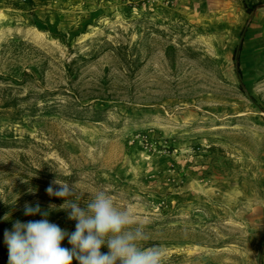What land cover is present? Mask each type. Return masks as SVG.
I'll list each match as a JSON object with an SVG mask.
<instances>
[{
    "label": "rangeland",
    "instance_id": "obj_1",
    "mask_svg": "<svg viewBox=\"0 0 264 264\" xmlns=\"http://www.w3.org/2000/svg\"><path fill=\"white\" fill-rule=\"evenodd\" d=\"M55 179L163 264H264V0H0V264L26 203L75 231Z\"/></svg>",
    "mask_w": 264,
    "mask_h": 264
},
{
    "label": "clouds",
    "instance_id": "obj_2",
    "mask_svg": "<svg viewBox=\"0 0 264 264\" xmlns=\"http://www.w3.org/2000/svg\"><path fill=\"white\" fill-rule=\"evenodd\" d=\"M46 192L64 199L60 208L68 211L69 220L77 222L75 231L69 233L51 223L38 202L35 206L26 203V216L40 214L44 218L16 221L11 231L5 230L8 264H72L73 259L78 264H163L161 247L145 246L151 239L146 225L131 209L118 208L105 191L96 192L84 208L75 188L67 182L55 179ZM65 238L71 248L62 247ZM102 247L108 251L102 253Z\"/></svg>",
    "mask_w": 264,
    "mask_h": 264
},
{
    "label": "trees",
    "instance_id": "obj_3",
    "mask_svg": "<svg viewBox=\"0 0 264 264\" xmlns=\"http://www.w3.org/2000/svg\"><path fill=\"white\" fill-rule=\"evenodd\" d=\"M254 7V5H252V7L251 8H253ZM236 72H237V74L240 76L241 75V73H240V69H239V63L238 62H236Z\"/></svg>",
    "mask_w": 264,
    "mask_h": 264
}]
</instances>
